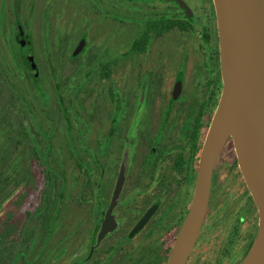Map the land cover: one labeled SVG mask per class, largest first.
<instances>
[{
  "label": "rangeland",
  "instance_id": "obj_1",
  "mask_svg": "<svg viewBox=\"0 0 264 264\" xmlns=\"http://www.w3.org/2000/svg\"><path fill=\"white\" fill-rule=\"evenodd\" d=\"M181 1L190 14L187 28L163 32V25L185 18L176 0H0V102L15 101L27 114L19 118L32 138L41 140L40 133L51 147L65 169V199L74 201L90 176L102 197L101 164L86 172V162L94 157L108 165L103 177L116 179L119 168L112 162L121 161L124 176L134 178L162 112L161 118L168 114L163 143L169 148L177 146L181 131H190L193 104L206 92L203 72L212 68L219 39L216 15L208 14L204 0ZM50 11H56V22ZM147 28L149 41L143 43ZM146 128L151 129L148 138L142 133ZM110 132L120 146L113 154L107 148ZM4 134L0 129V144ZM172 160L165 159L166 171ZM222 160L187 264H240L256 238L258 210L236 164L234 145ZM72 209L64 211L58 225L66 236L57 227L52 247L69 241L75 231ZM76 235L53 264H69L74 247L87 236L85 230Z\"/></svg>",
  "mask_w": 264,
  "mask_h": 264
},
{
  "label": "flooded vegetation",
  "instance_id": "obj_2",
  "mask_svg": "<svg viewBox=\"0 0 264 264\" xmlns=\"http://www.w3.org/2000/svg\"><path fill=\"white\" fill-rule=\"evenodd\" d=\"M56 2L55 7L58 6ZM176 2L178 7L188 14V17L185 16L184 19H179L184 20L187 25V19L190 15L189 10L181 6V3H183L181 0H176ZM78 3H81V1ZM204 3L209 15L212 12L215 13L213 0H204ZM60 8L57 9L60 10ZM56 14V11H50L49 14V18L53 19L54 22L57 20L55 19ZM167 20L168 22L171 21V19ZM148 32L149 28L146 30V36H149ZM54 34L53 32L52 35ZM165 34L167 32L159 37ZM48 36L51 35L48 34ZM203 67L207 68L208 66ZM203 73V85L206 92L202 100L197 99L193 104V113L190 117L192 118V127L188 133L181 131L184 136L180 134L177 146L169 148V144L163 143L168 114L165 118H161L163 117L162 112L159 117L158 128L155 130L153 137L147 139L150 140V144L146 159L141 162L139 173L134 178L124 176L121 161H111L112 165L119 168L116 179L114 175L113 177H103L104 169L106 170L108 165L102 164L99 158L94 157L91 162H86V167L90 168L86 172L96 168L97 163L101 164L100 166L103 169L100 177L102 180L100 183L102 197L100 198V195L95 191L97 183L93 182V178L90 176L85 179L81 192L72 201L74 209L70 210L73 214L70 216L69 221H72V224L74 222L76 228L67 242L71 247L75 242L74 239L78 236L76 235L77 231L85 230L87 236L74 247L69 264H167L176 237L191 207L200 154L221 98L223 84L219 45L218 55L214 59L212 68ZM178 90V86L173 90L174 100L178 98ZM169 108L170 106L168 110ZM205 129L207 130L204 137ZM150 132L151 129L148 128L142 130L146 138L149 137ZM112 134L111 132L108 133L111 141L107 148L109 153L113 154L115 146L116 148L120 146L115 144L118 143L117 141L112 140L114 138ZM231 144L233 145V142L229 139L215 164L208 209L203 224L207 218L213 194L216 192L217 175L223 165L224 153ZM112 154L109 157H112ZM191 157L195 160L196 172L194 179L191 178L189 168H187V162ZM167 158L173 159L169 171H166L164 166ZM180 161L185 162V165L180 167ZM236 162L239 168L238 160ZM150 167L154 168V171L147 179L145 173ZM82 190L85 192L83 193ZM82 195H84V200L80 201L84 203L85 209H78L77 199ZM94 205L96 209H94ZM81 213L82 215H80ZM105 224H107V231L104 235H101ZM203 224L199 237L202 233ZM59 228L64 227L62 225L58 226ZM67 242L61 240L56 242V256L53 261L58 260L66 251L65 245Z\"/></svg>",
  "mask_w": 264,
  "mask_h": 264
},
{
  "label": "water",
  "instance_id": "obj_3",
  "mask_svg": "<svg viewBox=\"0 0 264 264\" xmlns=\"http://www.w3.org/2000/svg\"><path fill=\"white\" fill-rule=\"evenodd\" d=\"M213 3L222 93L200 154L191 207L167 264H186L197 242L213 170L229 139L259 216L256 238L240 264H264V0ZM106 231L107 224L101 235Z\"/></svg>",
  "mask_w": 264,
  "mask_h": 264
},
{
  "label": "trees",
  "instance_id": "obj_4",
  "mask_svg": "<svg viewBox=\"0 0 264 264\" xmlns=\"http://www.w3.org/2000/svg\"><path fill=\"white\" fill-rule=\"evenodd\" d=\"M169 23L162 26L163 32L187 28L181 20ZM158 27L155 24L153 28ZM149 37L141 41L147 43ZM15 103L12 99L5 104L0 102V129L5 132L0 144V264H53L56 248L50 243L64 211L72 207V201L65 199V169L40 133L41 140L32 138L24 118H19L25 113ZM194 163V158H189L187 168L192 179L196 172ZM179 164L182 167L185 162ZM80 200H84V195L77 199V208L85 209ZM58 232L66 236L65 228ZM252 245L253 242L246 254Z\"/></svg>",
  "mask_w": 264,
  "mask_h": 264
}]
</instances>
